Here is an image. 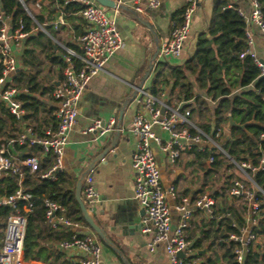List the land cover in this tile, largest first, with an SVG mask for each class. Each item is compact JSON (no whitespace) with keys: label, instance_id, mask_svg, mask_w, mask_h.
I'll use <instances>...</instances> for the list:
<instances>
[{"label":"built area","instance_id":"obj_1","mask_svg":"<svg viewBox=\"0 0 264 264\" xmlns=\"http://www.w3.org/2000/svg\"><path fill=\"white\" fill-rule=\"evenodd\" d=\"M18 1L32 18L31 11L24 1ZM198 2L199 0H184L181 22L172 23L169 38L159 48V57L176 58L181 55L190 34L192 16ZM69 3L82 5L79 13L86 23V28L79 37L80 53L66 50L64 56L66 65L62 71V80L52 93L55 124H44L40 136L32 135L29 130H22L15 137L8 139L6 144L0 148V179L3 176H17L21 180L24 177V171L27 170L29 174L39 172L37 177L39 181L58 180L63 170V155L68 143V135L77 123L79 100L90 79L104 69L108 58L115 51L123 47L124 42L116 24L104 7L94 0H64V4ZM131 4L138 13L156 9L160 5L159 0H131ZM34 7L40 8V2H35ZM251 9L249 15H244L239 11L240 15L246 26L253 24L264 33V19L257 0H251ZM7 20L9 17L0 13V101L10 114L20 120L26 112L22 101L18 98L20 91L13 86V76L17 73L20 64L13 55L12 45L21 44L27 34L21 32V27L11 31ZM245 43L246 49L239 55V58L250 57L258 68L260 76L264 77V62L259 60L252 50L253 40L246 29ZM135 101L139 110L130 124V132L136 139L131 156V171L134 198L144 210L141 231L150 235L148 244L150 252H153L158 244H164L168 257L167 264H196L187 256L190 244L186 239V230L193 214L197 211H202L212 218L215 198L207 193L198 195L193 202L182 198L175 206L179 214L178 223L174 229H171L170 208L161 183L162 176L153 147L156 146L164 152L172 165L179 160L182 153L193 149L202 151L205 147L210 150L216 149L217 153L227 158L228 156L216 141L189 121V110L181 111V103L173 107L166 100L156 98L144 88L138 90ZM140 109L147 110L150 117L146 118ZM162 109L163 112H161ZM115 126L114 117L104 122V125L102 121L95 120L87 132L105 135L113 132ZM154 127L164 131L168 138L161 139L153 131ZM190 128L195 132L191 133ZM223 132L224 128L219 130L216 136L218 137ZM260 139H264V133L260 135ZM16 147H38L41 154L22 157L23 153H18ZM49 158L51 161L48 167L41 170L42 165ZM206 161L210 166L213 163V157H208ZM235 166L239 179L232 181L228 196L244 198L247 201L248 213L246 225L240 228L238 234H231L228 240L235 243L233 254L236 262L242 264L249 248L260 240L254 232L259 220V205L254 200L252 191L261 190L254 184L250 186L246 184L250 180L246 170L253 172L262 170L264 159L262 158L256 167L247 162L235 164ZM18 183L19 187L14 193L0 196V208L9 207L12 210L3 225H0V264H46L28 261L24 258L27 214L33 208V197L19 181ZM168 193L175 198L174 187H170ZM82 195L84 205L89 212H92L99 203V196L91 175H87L83 181ZM43 204L49 228L56 229L60 225L75 228L79 225L66 218L64 208L59 203L45 198ZM58 247L62 251H78L82 256L80 264H101V248L94 235L80 237L74 235L71 239L62 241ZM178 253H183L184 257H178Z\"/></svg>","mask_w":264,"mask_h":264},{"label":"trees","instance_id":"obj_2","mask_svg":"<svg viewBox=\"0 0 264 264\" xmlns=\"http://www.w3.org/2000/svg\"><path fill=\"white\" fill-rule=\"evenodd\" d=\"M257 2L264 19V0ZM24 3L30 9L32 18L18 0H0V13L9 17L10 30L21 27V32L27 34L20 67L13 76V86L20 91L18 98L26 113L17 120L0 101V148L22 130L29 129L40 136L44 124H55V108L47 109L41 100L46 97L52 99L54 86L50 83L46 85L44 80L46 75L52 76L55 67L62 74L66 64L62 56L53 55L54 45L50 36H54V31L52 26L46 24L45 12H55L56 5L65 12H79L82 9L80 4H64V0H42L40 11L35 12L30 8L35 0H24ZM183 11L184 8L176 14L174 22H181ZM57 16L51 17L50 21L54 22ZM245 29L246 23L238 8L229 6L226 0H219L214 7L209 27L198 36L193 56L180 66L156 63L155 77L150 87L151 94L158 99L168 89V96L181 102L180 110H189V121L216 141L229 158L217 153L216 149H193L198 160L213 157V163L205 174H220V178H223L222 184L211 191L216 202L212 218L203 224L208 230L202 240L193 244V248L201 249L202 244L208 242L207 248L210 250L217 244L225 249V261L220 263L217 258L208 257L200 264H239L233 254L235 243L228 238L231 234H238L240 228L246 225L248 206L244 198L228 196L232 181L239 179L231 171L237 170L235 164L247 162L256 167L264 159V139H260L264 133V77L260 76L250 57L239 58L246 49ZM209 102L214 105L210 106ZM228 115L238 124L254 120L258 125L249 126L246 130L232 128L227 134L223 132L217 137L218 131L227 125ZM189 130L195 132L192 128ZM16 151L23 153L22 157L41 154L38 147H16ZM50 161V158L47 159L41 170L48 167ZM38 174H29L25 170L21 180L17 176H3L0 179V196L14 193L19 187V181L33 197V208L27 214L24 240L26 260L71 264L58 245L74 235H82L75 234L72 228L66 226L49 228L43 203L45 198L59 203L70 222L89 227L75 200L76 181L66 178L63 173L56 181H39ZM246 174L251 180L246 184H254L261 190L252 191L259 205V220L254 232L264 241V167L255 172L246 170ZM11 213L9 207L0 208V225ZM242 264H264V244L251 246Z\"/></svg>","mask_w":264,"mask_h":264},{"label":"crops","instance_id":"obj_3","mask_svg":"<svg viewBox=\"0 0 264 264\" xmlns=\"http://www.w3.org/2000/svg\"><path fill=\"white\" fill-rule=\"evenodd\" d=\"M37 1L42 0H35ZM112 1L127 8L126 10L105 8L114 20L124 44L108 58L104 69L90 79L79 100L77 123L68 135L62 170L66 178L76 183L86 172L93 177L99 196L93 219L103 230L109 243L100 240L90 227L82 224L72 228V231L77 235L96 237L101 248V264H167L168 257L164 244L160 243L153 252L149 251L150 235L141 231L144 212L134 198L131 156L136 139L130 132V124L139 110L135 97L150 63L153 67L141 86L149 91L155 77L156 63L180 66L193 56L198 36L209 27L214 7L219 0H199L192 16L189 37L181 55L176 58H161L159 53L154 58V55L161 44L169 38L176 14L184 8V0H159L158 8L144 10L142 13L133 9L131 0ZM226 2L229 6H236L244 15L251 13V0H226ZM30 8L35 12L40 11V8L36 9L34 5ZM55 10V12H45L46 24L52 26L54 36H50L41 29L52 39L53 55L64 58L66 50L80 53L79 37L86 28L85 21L79 12H65L57 5ZM56 15L58 16L54 22L50 21L51 17ZM7 24L10 28V20H7ZM246 30L253 40L252 50L259 60L264 62V33L253 24H248ZM24 44L25 41L12 45L13 55L19 64ZM61 80L62 74L55 67L52 76H45L44 83L46 85L50 83L55 88L57 86L55 83ZM161 98L172 106H179L181 103L168 96V89ZM41 100L47 109L54 107L51 98L46 97ZM208 104L214 105L211 102ZM140 111L146 118L150 117L147 110L140 109ZM112 117L116 119L113 132L105 135L87 132L95 120L107 122ZM153 131L163 140L168 138V135L158 127H154ZM228 131L226 125L224 134ZM31 134L36 136L32 132ZM153 149L170 208L171 229H174L179 220L175 206L182 198L193 202L200 194H211L212 188H218L222 182L219 186L213 187L214 175L205 174L209 169L207 161L198 160L194 150L182 153L179 160L172 165L164 152L156 146ZM100 155L101 161L89 170L91 162ZM170 187L175 188V198L168 193ZM82 196L81 190V198ZM210 219L204 212L197 211L193 214L186 230V237L190 244L187 256L196 264L204 262L208 257H215L220 263L225 261V249L217 244L210 250L207 248L208 242H204L201 249L193 248V244L205 236L208 227L203 224ZM258 243L263 245L264 241L260 239ZM63 252L71 264H80L82 256L78 251Z\"/></svg>","mask_w":264,"mask_h":264},{"label":"water","instance_id":"obj_4","mask_svg":"<svg viewBox=\"0 0 264 264\" xmlns=\"http://www.w3.org/2000/svg\"><path fill=\"white\" fill-rule=\"evenodd\" d=\"M98 5L104 7V8H108V9H124L126 10L127 8L123 7V6H119L118 4H116L114 1L112 0H94ZM159 50H157V52L154 55V58L158 55ZM153 65L152 63H150L149 65V69L147 70V72L145 73L143 79H142V84L146 81V79L148 78L149 74H150V70L152 69ZM59 82H56L55 84L58 85ZM142 84L139 86V88H141ZM161 112H163V109L161 110ZM228 119V123H227V129L230 130L232 128H239L241 130H246L247 127L252 126V125H258V123H256L254 120H250L248 122H245L243 124H238L235 121L232 120L231 116L228 115L227 116ZM102 125H104V121H102ZM102 159V156H97L90 164L89 166V170L92 169V167H94V165L98 162H100ZM87 172L85 174H83L81 176V178L77 181L76 183V187H75V200L77 201L79 208L81 210L83 219L85 220V222L88 224V226L91 228V230L94 232V234L100 239L103 240L106 243H109V240L107 239L105 233L103 232V230L94 222L93 219V215L96 214V209H94L92 212H89L88 209L86 208V206L84 205L82 199H81V190H82V181L84 180V178L86 177ZM144 212V210H143ZM178 257L183 258L184 254L183 253H178L177 254Z\"/></svg>","mask_w":264,"mask_h":264},{"label":"rangeland","instance_id":"obj_5","mask_svg":"<svg viewBox=\"0 0 264 264\" xmlns=\"http://www.w3.org/2000/svg\"><path fill=\"white\" fill-rule=\"evenodd\" d=\"M231 172H235L236 175H237V171L236 170L235 171L232 170ZM213 182H214L213 187L219 186L221 184V182H223V178H220V174L214 175ZM207 194H210V193H207Z\"/></svg>","mask_w":264,"mask_h":264}]
</instances>
